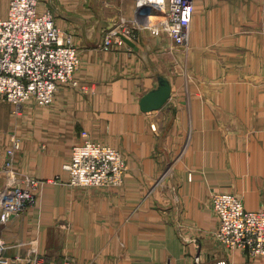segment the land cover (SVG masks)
<instances>
[{"label": "crops", "instance_id": "1", "mask_svg": "<svg viewBox=\"0 0 264 264\" xmlns=\"http://www.w3.org/2000/svg\"><path fill=\"white\" fill-rule=\"evenodd\" d=\"M9 1L0 0V16ZM256 1L264 2L246 0ZM240 2L195 0L186 48L140 29L137 49L103 50L105 28L120 15L137 17L135 0H40L38 9L73 35L76 78L90 90L61 85L50 105L29 101L19 114L0 97V151L14 133L17 170L47 180L35 205L0 221V264H29L36 255L42 264H264V256L218 241L211 209L218 191L246 209L264 207V16L259 34L218 23L243 21ZM159 74L171 95L144 112L139 99ZM82 131L120 151L121 186L53 181L67 178L62 165Z\"/></svg>", "mask_w": 264, "mask_h": 264}, {"label": "built area", "instance_id": "2", "mask_svg": "<svg viewBox=\"0 0 264 264\" xmlns=\"http://www.w3.org/2000/svg\"><path fill=\"white\" fill-rule=\"evenodd\" d=\"M194 1L135 0L137 17L128 19L120 15L112 27L103 30L100 48L109 50L126 44L119 34L135 42L140 29H148L153 35L165 34L172 45L186 48ZM39 2L10 0L6 15L0 16V97L13 105L16 114L29 101L39 106L50 105L61 85L83 92L90 90L76 78L80 57L73 35L56 24L49 9L40 11ZM81 136L82 141L71 148L70 160L62 165L67 178L57 176L53 181L71 186H121L126 164L120 151L90 139L86 131ZM19 148L20 139L13 133L10 145L0 151L5 176L0 186V221L35 205L47 181L17 170L14 156ZM211 209L218 219L215 234L221 244L231 250L264 256V207L246 209L237 195L218 191L211 196ZM3 248L0 242V261H5L1 257ZM29 264H42L41 258L33 256ZM62 264L71 262L66 259Z\"/></svg>", "mask_w": 264, "mask_h": 264}, {"label": "rangeland", "instance_id": "3", "mask_svg": "<svg viewBox=\"0 0 264 264\" xmlns=\"http://www.w3.org/2000/svg\"><path fill=\"white\" fill-rule=\"evenodd\" d=\"M243 21H232V18L229 20H221L218 23H221V28H223L224 24H227V29L230 31H235L236 34H247L249 31H254L253 33L259 34L262 31V24L260 19L264 16V2L256 1L253 4H248L246 0H241L238 3ZM238 7V6H237ZM223 17V11L221 12ZM250 31V32H251Z\"/></svg>", "mask_w": 264, "mask_h": 264}, {"label": "water", "instance_id": "4", "mask_svg": "<svg viewBox=\"0 0 264 264\" xmlns=\"http://www.w3.org/2000/svg\"><path fill=\"white\" fill-rule=\"evenodd\" d=\"M147 12L146 9H144ZM119 36L124 40L126 44L134 49H137V45L134 41L128 37L119 34ZM171 95V82L170 80L159 74L157 76V85L145 92L139 99V108L144 111H152L161 108L169 99Z\"/></svg>", "mask_w": 264, "mask_h": 264}, {"label": "bare ground", "instance_id": "5", "mask_svg": "<svg viewBox=\"0 0 264 264\" xmlns=\"http://www.w3.org/2000/svg\"><path fill=\"white\" fill-rule=\"evenodd\" d=\"M189 36H190V33H189Z\"/></svg>", "mask_w": 264, "mask_h": 264}]
</instances>
